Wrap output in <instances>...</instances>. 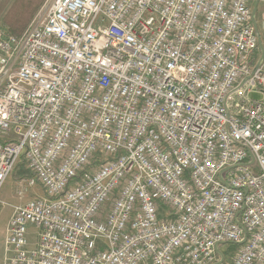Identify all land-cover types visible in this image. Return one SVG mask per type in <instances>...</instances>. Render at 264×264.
I'll use <instances>...</instances> for the list:
<instances>
[{"label": "built area", "instance_id": "obj_1", "mask_svg": "<svg viewBox=\"0 0 264 264\" xmlns=\"http://www.w3.org/2000/svg\"><path fill=\"white\" fill-rule=\"evenodd\" d=\"M263 35L264 0H45L0 29V190L24 162L44 192L4 264H264Z\"/></svg>", "mask_w": 264, "mask_h": 264}, {"label": "rangeland", "instance_id": "obj_2", "mask_svg": "<svg viewBox=\"0 0 264 264\" xmlns=\"http://www.w3.org/2000/svg\"><path fill=\"white\" fill-rule=\"evenodd\" d=\"M18 2V0H0V29L11 32L12 25L14 28H17L18 25L20 26L22 22L25 20V18L28 15V12L31 8L28 1H22L17 3V7L19 8L18 16L16 17V21H18V24L13 23H7V15L9 10L13 7V5ZM258 18V24L261 27V16L260 14H257ZM263 41H264V35H263ZM252 98H262L263 95L261 93L252 92L250 94ZM18 168L15 170V172L6 180L4 185L2 186L0 190V264L3 263V251L2 249V241L5 235L6 225L11 218L15 207L20 206L24 204L25 202L29 201L31 198L43 194V189L40 185H36L34 187H31L27 183L28 178H23L21 180H18V177L16 178V174L18 171ZM230 248L228 250H234L238 248V245L235 244H229Z\"/></svg>", "mask_w": 264, "mask_h": 264}, {"label": "trees", "instance_id": "obj_3", "mask_svg": "<svg viewBox=\"0 0 264 264\" xmlns=\"http://www.w3.org/2000/svg\"><path fill=\"white\" fill-rule=\"evenodd\" d=\"M22 1L23 0H18V2H22ZM24 1H28L31 8L28 12L27 17L25 18V20L22 22L20 26L18 25L17 28H14L12 25H10L12 27V31L10 33L15 34V35H21L25 31V29L28 27L29 23L33 19L34 15L37 13V11L40 9V7L45 2V0H24ZM18 2H16L8 12V15L6 18L8 24L9 23L18 24V21L15 20L19 14L18 13L19 8L17 7ZM18 167L19 168L16 174V178L18 177V180H21L23 178H30L33 176V173L30 171V169L26 167L24 162H21Z\"/></svg>", "mask_w": 264, "mask_h": 264}, {"label": "water", "instance_id": "obj_4", "mask_svg": "<svg viewBox=\"0 0 264 264\" xmlns=\"http://www.w3.org/2000/svg\"><path fill=\"white\" fill-rule=\"evenodd\" d=\"M253 15H254V17H253V21H254V23H255V26L257 27V22H256L257 3H256V5H255V7H254ZM260 47H261V49H262V59H263V57H264V45H263V43H262L261 41H260ZM259 64H260V62H259L258 65L256 66L255 70L259 67ZM221 255H222V257H223V254H222V253H221ZM222 262H223V259L220 260L219 262H217L216 264H222Z\"/></svg>", "mask_w": 264, "mask_h": 264}, {"label": "crops", "instance_id": "obj_5", "mask_svg": "<svg viewBox=\"0 0 264 264\" xmlns=\"http://www.w3.org/2000/svg\"><path fill=\"white\" fill-rule=\"evenodd\" d=\"M9 220H10V218H9ZM9 220L7 222V225H6L5 235H4V238H3V241H2V249H1L3 251V256H2L3 263L2 264H4V244H5V238H6V235H7V229H8Z\"/></svg>", "mask_w": 264, "mask_h": 264}]
</instances>
